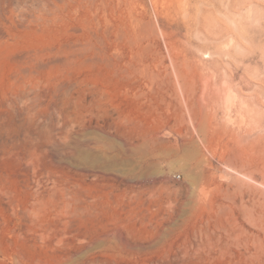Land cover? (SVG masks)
<instances>
[{
    "label": "rangeland",
    "instance_id": "obj_1",
    "mask_svg": "<svg viewBox=\"0 0 264 264\" xmlns=\"http://www.w3.org/2000/svg\"><path fill=\"white\" fill-rule=\"evenodd\" d=\"M0 264H264V0H0Z\"/></svg>",
    "mask_w": 264,
    "mask_h": 264
},
{
    "label": "bare ground",
    "instance_id": "obj_2",
    "mask_svg": "<svg viewBox=\"0 0 264 264\" xmlns=\"http://www.w3.org/2000/svg\"><path fill=\"white\" fill-rule=\"evenodd\" d=\"M139 134V133H138ZM142 135V134H141ZM140 136V135H139ZM141 137V136H140ZM123 145V144H122ZM125 146V145H124ZM130 150V149H129ZM135 153V152H134ZM130 154V153H129ZM137 154V153H136ZM199 153L197 152V151H195V150H193L192 152H191V155L192 156H194L196 159H199L200 157H199V155H198ZM141 155V154H140ZM136 157V156H135Z\"/></svg>",
    "mask_w": 264,
    "mask_h": 264
},
{
    "label": "built area",
    "instance_id": "obj_3",
    "mask_svg": "<svg viewBox=\"0 0 264 264\" xmlns=\"http://www.w3.org/2000/svg\"><path fill=\"white\" fill-rule=\"evenodd\" d=\"M177 178H179V175H177Z\"/></svg>",
    "mask_w": 264,
    "mask_h": 264
}]
</instances>
